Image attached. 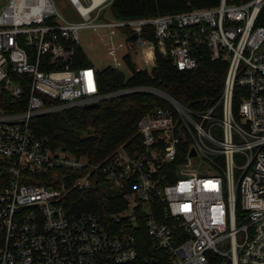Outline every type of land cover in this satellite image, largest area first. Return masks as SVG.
<instances>
[{
  "label": "built area",
  "instance_id": "obj_1",
  "mask_svg": "<svg viewBox=\"0 0 264 264\" xmlns=\"http://www.w3.org/2000/svg\"><path fill=\"white\" fill-rule=\"evenodd\" d=\"M70 1L86 22L58 20L51 0H10L0 16V264H264V0L106 23L94 21L113 0H89L86 13ZM85 28L119 32L154 66L158 49L179 71L198 67L193 43L205 46L229 62L222 94L196 106L148 87L103 94L99 70L79 64ZM122 48L108 50L117 70L131 57ZM25 93L26 109L6 112L4 96ZM131 93L166 102L139 122L133 151L123 144L93 163L31 128ZM96 189L113 212L70 208V196Z\"/></svg>",
  "mask_w": 264,
  "mask_h": 264
},
{
  "label": "trees",
  "instance_id": "obj_2",
  "mask_svg": "<svg viewBox=\"0 0 264 264\" xmlns=\"http://www.w3.org/2000/svg\"><path fill=\"white\" fill-rule=\"evenodd\" d=\"M221 0H113L110 11L116 20L151 19L174 15L196 9H212ZM241 1V0H240ZM248 2L250 0H242ZM264 27V7L256 23ZM128 39L133 40V34ZM143 37L155 41L154 29L146 27ZM193 56L198 67L192 71H179L169 56L156 49L155 66L151 71L137 70L131 57L125 61L131 71L126 78L123 72L112 67L98 71L100 91L112 94L120 90L136 87H148L159 90L176 98L185 105L196 106L218 98L224 89L229 62L221 59L213 62L205 46L193 43ZM81 66L92 65L82 49L78 50ZM6 112H22L26 109L28 94L20 101L14 102L8 95L4 96ZM238 100V96H236ZM166 102L153 93H131L106 99L93 109L83 107L66 109L52 114L36 117L31 121V128L36 135L45 138L54 149L66 150L88 157L97 163L108 157L117 147L126 144L130 151L141 146L138 124L142 118ZM89 130L92 133L89 134ZM0 174V187L2 186ZM6 183L3 182V184ZM37 183H46L40 180ZM70 208L74 211H97L109 214L114 210L115 200L101 189L74 194L69 198Z\"/></svg>",
  "mask_w": 264,
  "mask_h": 264
},
{
  "label": "rangeland",
  "instance_id": "obj_3",
  "mask_svg": "<svg viewBox=\"0 0 264 264\" xmlns=\"http://www.w3.org/2000/svg\"><path fill=\"white\" fill-rule=\"evenodd\" d=\"M9 1L10 0H0V16L7 7ZM51 2L55 7L57 13L56 18L58 20H65L75 24L86 22L72 5L70 0H51ZM80 2L85 8L90 4L89 0H80ZM91 17L95 18L96 12L92 13ZM113 20L114 18L110 9L106 8L101 12L100 17L94 22L106 23ZM120 42L124 44V48L117 52L120 59L124 56V54L129 53L137 70L151 71L153 69V63H146L142 53L134 50L132 46L125 41V37L119 32L114 37H111L110 32L107 29L93 30L92 28H85L80 30L79 46L86 54L92 66L99 71H103L107 67L114 68L116 62L114 61V58L108 54V50L111 45L117 46ZM118 71L123 72L126 78L131 76V71L125 64H123Z\"/></svg>",
  "mask_w": 264,
  "mask_h": 264
},
{
  "label": "water",
  "instance_id": "obj_4",
  "mask_svg": "<svg viewBox=\"0 0 264 264\" xmlns=\"http://www.w3.org/2000/svg\"><path fill=\"white\" fill-rule=\"evenodd\" d=\"M97 105L96 104H94V105H90V106H87V107H85V109H93V108H95ZM92 133V130H89V134H91ZM193 155H194V153H193Z\"/></svg>",
  "mask_w": 264,
  "mask_h": 264
},
{
  "label": "bare ground",
  "instance_id": "obj_5",
  "mask_svg": "<svg viewBox=\"0 0 264 264\" xmlns=\"http://www.w3.org/2000/svg\"><path fill=\"white\" fill-rule=\"evenodd\" d=\"M100 0H95V5H97V3L99 2ZM81 10L86 13L88 10L87 8L83 7V6H80Z\"/></svg>",
  "mask_w": 264,
  "mask_h": 264
}]
</instances>
